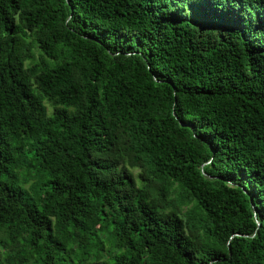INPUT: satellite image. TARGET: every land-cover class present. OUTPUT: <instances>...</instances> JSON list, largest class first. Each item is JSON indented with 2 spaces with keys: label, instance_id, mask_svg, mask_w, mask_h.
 I'll return each mask as SVG.
<instances>
[{
  "label": "trees",
  "instance_id": "1",
  "mask_svg": "<svg viewBox=\"0 0 264 264\" xmlns=\"http://www.w3.org/2000/svg\"><path fill=\"white\" fill-rule=\"evenodd\" d=\"M0 264H264V0H0Z\"/></svg>",
  "mask_w": 264,
  "mask_h": 264
},
{
  "label": "rangeland",
  "instance_id": "2",
  "mask_svg": "<svg viewBox=\"0 0 264 264\" xmlns=\"http://www.w3.org/2000/svg\"><path fill=\"white\" fill-rule=\"evenodd\" d=\"M134 174H137V172H134Z\"/></svg>",
  "mask_w": 264,
  "mask_h": 264
}]
</instances>
